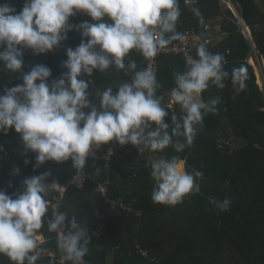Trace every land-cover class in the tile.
<instances>
[{
  "label": "clouds",
  "instance_id": "9594fccd",
  "mask_svg": "<svg viewBox=\"0 0 264 264\" xmlns=\"http://www.w3.org/2000/svg\"><path fill=\"white\" fill-rule=\"evenodd\" d=\"M191 11L202 22L199 8ZM77 13L87 15L91 22L72 25L69 19ZM180 15L179 0H25L19 12L9 3L0 4V64L8 73H21L23 80L0 94V134L8 135L14 129L24 152L35 155L37 166L71 160L76 176L84 174L94 148L112 141L132 145L139 153L146 149L163 152L169 146L176 153L183 152L194 143L204 117L215 113L220 103L219 97L201 99L210 84L223 89L230 76L238 95L246 88L248 77L245 65L229 73L225 56L199 43L196 57L188 56L185 71L175 74L171 90V100L181 115L172 114L171 125L166 123L169 113L157 96L160 84L151 64L161 50L183 38L176 31ZM74 27L82 30V39L79 46L66 51V72L51 82L46 65L34 64L23 72L25 50L49 53ZM133 50L149 62L148 67L135 71V60L126 63ZM110 68L134 74L115 91L109 86L98 92L97 107L89 99L91 80L85 77ZM50 175L45 172L26 178L22 190L12 195L0 190V255L11 264H37L43 251L37 234L45 223L49 232L59 234L57 248L64 261L88 264L86 224L62 211L47 216L49 197L57 188L55 178L49 182ZM202 176L200 171L187 172L178 155L155 160L151 164L155 182L151 200L173 207L182 204L186 197L200 192L197 180ZM213 203L226 212L231 200L225 197Z\"/></svg>",
  "mask_w": 264,
  "mask_h": 264
},
{
  "label": "trees",
  "instance_id": "16d2710c",
  "mask_svg": "<svg viewBox=\"0 0 264 264\" xmlns=\"http://www.w3.org/2000/svg\"><path fill=\"white\" fill-rule=\"evenodd\" d=\"M229 2L235 4L252 39L244 35L240 20L226 0H198L192 6L179 0L181 15L176 31L181 34L193 28L202 38L201 43L211 38L205 43L206 47L212 53L225 56L224 67L229 73L233 68L245 65L246 88L235 94L230 76L225 78L223 89L210 84L201 99L209 101L219 97L220 103L216 105L215 113L204 117L203 127L198 129L194 143L181 153H176L171 146L163 152L145 150L139 153L132 145L117 143L110 163L113 176L108 198L112 204L99 191V183L107 176L102 157L108 144L98 151V157L87 160L84 172L87 177L79 188L70 185L76 174L71 160L59 164L48 161L37 166L35 155L24 152L14 129L8 135L0 134V145L3 146L0 190L12 195L22 190L26 178L45 172L51 174L49 182L55 178L57 186L68 185L60 211L86 224L90 241L89 254L85 257L88 264H264V89L258 84L255 64L251 63L253 59L259 65V59L264 58V0ZM3 3H9L19 12L25 0H0V4ZM193 7L199 8L202 22L194 16ZM216 18H220L221 29L210 36L212 30L206 26L217 23ZM85 21L91 22L83 13L69 19L74 26ZM81 31L74 27L67 33V39L49 53L37 55L30 49L25 50L23 72H29L34 64H42L51 70L50 82L59 78L67 71L63 67L66 51L79 46ZM191 56L196 57V48ZM127 60L136 61L135 71L143 70L149 64L135 50L130 52L126 63ZM157 63L156 77L160 84L157 96L162 97V106L169 113L165 122L171 125L172 114L181 115L178 105L171 107V90L175 87V74L185 71L186 64L182 56L172 54H161ZM133 74L115 68L105 73L94 70L91 77H85L91 80L89 99L98 107V92L109 86L115 91ZM22 83L21 73H8L0 64V94L4 93L5 87ZM155 153L164 159L178 155L187 172H202L203 176L197 180L200 192L186 197L182 204L174 207L154 203L151 200L155 183L151 177V164L155 161ZM25 160L29 161L27 165ZM98 168L103 175L94 180L92 176ZM59 197L57 190L52 191L49 218ZM225 197L231 200V205L228 211L221 212L213 201ZM119 201L132 211L119 207L116 204ZM98 229L97 237L93 231ZM43 230L47 241L41 246L43 251L37 264H58L62 255L57 248L58 238L47 230L46 223ZM139 250L147 251L149 257L142 256ZM0 264L11 262L0 255Z\"/></svg>",
  "mask_w": 264,
  "mask_h": 264
},
{
  "label": "built area",
  "instance_id": "2783aa9c",
  "mask_svg": "<svg viewBox=\"0 0 264 264\" xmlns=\"http://www.w3.org/2000/svg\"><path fill=\"white\" fill-rule=\"evenodd\" d=\"M197 1L198 0H195V3H193L192 0H187V2H186V0H183L184 4L186 6L194 5L197 3ZM206 29H208V27H206ZM181 34L183 36L182 39H178L177 43H175L171 46H167L165 49L161 50L157 54V56L154 58V61L152 62L151 66L155 70V72L157 71V68H158L157 59L161 54L180 55L184 58L185 64H186L187 57L191 56V52L202 41V38L200 37V35L193 28L184 30ZM210 40H211V38H209L208 40H205V43H209ZM148 66H149V64H148ZM102 147H103V145L98 147V148H94L92 151V156H90L89 158L98 157V155H99L98 151ZM116 147H117V142H115V141L109 142L108 147H107V152L102 157V159L105 162V170L107 171V176L103 181H101V183H99L100 193L103 196L107 197V202L111 203V204H112V200H110L108 198V192H109L110 186L112 184V176H113V169H112L110 163H111V159H112L113 153L115 152ZM86 177H87L86 173H84L81 176H76V174H75L73 179L70 181V185L78 186L79 188H81L85 183ZM67 186L58 185L57 188L55 189L59 192L60 197L58 198L57 203H55V205L52 208L53 213L60 211V204L63 201V198H64L65 193L67 191ZM116 204L127 212L132 211L130 208L126 209L125 205L121 201L117 202ZM99 231H100V229L94 230L93 235L98 237L100 234ZM53 233L55 234V236H57V238H59L58 233H56V232H53ZM139 253H141L142 256H145L146 258L149 257L147 251L139 250ZM65 263H66V261L63 260L62 255H61V257L58 259V264H65Z\"/></svg>",
  "mask_w": 264,
  "mask_h": 264
},
{
  "label": "crops",
  "instance_id": "0c3cea01",
  "mask_svg": "<svg viewBox=\"0 0 264 264\" xmlns=\"http://www.w3.org/2000/svg\"><path fill=\"white\" fill-rule=\"evenodd\" d=\"M230 4H234L233 2H230ZM235 5V4H234ZM190 6H192V5H190ZM230 7V9H232V6H229ZM236 7V6H235ZM237 10V9H236ZM238 11V10H237ZM235 13V12H234ZM215 21H217V23H215V24H211L212 26L210 27L209 25V27L208 26H206V27H208V29H211L212 30V32L209 34L210 36L211 35H214V34H216V33H218L219 31H220V29H221V26L219 25V23H220V18H216L215 19ZM174 105V103L173 102H171V107ZM148 152H150V150H148V149H146ZM153 159L154 160H159V159H164V157L162 156V155H159V154H157V153H155V154H153ZM182 162H183V164H184V161L183 160H181ZM103 172H102V170H101V168H98V169H96L95 170V172H94V174H93V178H94V180H98V179H100L101 178V176L103 175L102 174ZM44 227L41 229V230H39V232H38V234H37V237H38V243H39V246L41 247V246H43L45 243H46V236H45V233H44ZM45 253H46V251H45ZM49 254H51L50 252H49Z\"/></svg>",
  "mask_w": 264,
  "mask_h": 264
},
{
  "label": "rangeland",
  "instance_id": "374dc122",
  "mask_svg": "<svg viewBox=\"0 0 264 264\" xmlns=\"http://www.w3.org/2000/svg\"><path fill=\"white\" fill-rule=\"evenodd\" d=\"M226 4L228 6H233L232 4H230L229 0H226ZM259 63L260 64L258 65L254 61V64H255L254 69H255V74L257 76V79H258V84L264 89V58H260Z\"/></svg>",
  "mask_w": 264,
  "mask_h": 264
},
{
  "label": "water",
  "instance_id": "95a60500",
  "mask_svg": "<svg viewBox=\"0 0 264 264\" xmlns=\"http://www.w3.org/2000/svg\"><path fill=\"white\" fill-rule=\"evenodd\" d=\"M232 10L235 12L236 16H237L238 19L240 20V25H241L242 28H243V33H244V35H245L247 38L252 39L251 32H250L249 28L245 25L244 21L241 19V15H240L239 12L236 10V7H235L234 4H233V6H232Z\"/></svg>",
  "mask_w": 264,
  "mask_h": 264
},
{
  "label": "bare ground",
  "instance_id": "6f19581e",
  "mask_svg": "<svg viewBox=\"0 0 264 264\" xmlns=\"http://www.w3.org/2000/svg\"><path fill=\"white\" fill-rule=\"evenodd\" d=\"M253 59H251V63L253 64L254 63V61H252Z\"/></svg>",
  "mask_w": 264,
  "mask_h": 264
}]
</instances>
